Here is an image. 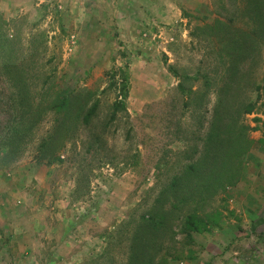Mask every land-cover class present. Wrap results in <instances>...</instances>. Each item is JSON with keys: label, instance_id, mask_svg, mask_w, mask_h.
<instances>
[{"label": "rangeland", "instance_id": "obj_1", "mask_svg": "<svg viewBox=\"0 0 264 264\" xmlns=\"http://www.w3.org/2000/svg\"><path fill=\"white\" fill-rule=\"evenodd\" d=\"M229 11V0H0V173L19 189L0 207V264H125L133 226L121 225L202 150L216 96L195 110L178 85L201 91L183 77L213 76L217 40L192 32ZM262 60L243 118L253 141L244 178L212 203L208 232L167 242L163 253L183 257L171 264H205L207 249L216 258L213 237L203 241L214 230L228 248L220 264H264V49ZM119 69L128 99L113 119ZM75 92L79 106L98 102L96 115L54 162L37 163L50 101ZM94 137L104 149L86 154Z\"/></svg>", "mask_w": 264, "mask_h": 264}, {"label": "trees", "instance_id": "obj_2", "mask_svg": "<svg viewBox=\"0 0 264 264\" xmlns=\"http://www.w3.org/2000/svg\"><path fill=\"white\" fill-rule=\"evenodd\" d=\"M232 11L210 24L196 27L192 34L207 40H217L209 55L215 54L213 76H185L184 80L201 82V91L187 90L180 82L181 93L193 96L191 106L200 110L211 91L213 104L209 129L199 155L193 154L178 175L158 193L149 210L137 220L121 225L133 226L129 255L125 264H171L182 255L164 252L165 245L181 235L192 240L194 235L208 232L215 222L212 203L236 187L244 178V158L250 153L253 141L251 130L243 118L254 110L249 92H257L256 69L262 63L264 49V0H229ZM237 6V8H234ZM234 8V9H233ZM120 94L112 106V118L126 110L129 74L119 69ZM110 86L114 87V83ZM80 93L57 94L49 103L53 124L39 145L36 162H54L66 144L73 142L81 128H88L96 115L98 102L89 108L79 106ZM78 106V107H77ZM15 133L13 136H17ZM103 141L91 139L86 154L102 150ZM104 149V148H103ZM196 156V157H195ZM131 235V234H130ZM175 242V241H174Z\"/></svg>", "mask_w": 264, "mask_h": 264}, {"label": "crops", "instance_id": "obj_3", "mask_svg": "<svg viewBox=\"0 0 264 264\" xmlns=\"http://www.w3.org/2000/svg\"><path fill=\"white\" fill-rule=\"evenodd\" d=\"M261 116L264 118V115L261 114ZM18 191H19V189H17L15 187L13 177H11L10 175H5V174L2 175L0 173V207L3 206L2 201H3V199H5V197L11 198V196H14V193H11V192H18ZM2 193H4V195H2ZM222 225L223 224L221 223L220 226H222ZM219 228L224 231V228H221V227H219ZM216 233L217 232H215V230H214V232H212L210 234H207L208 236L203 239L204 245H205L206 240L209 241L210 238L213 237V240H214V242L216 244L215 243H211V245H209L211 247H209V248H212L213 245H217V247H218V252H217L216 256H214L216 258H213L212 257L213 255H210L213 251L210 250V249H207L208 252H206V255L208 256V259H207L205 264H220L222 262L221 261L222 260L221 257H222V255H224V253H226L225 256L223 257L224 259H226L227 256H229L227 254V251H226V250H228L227 245L224 244V239H223L224 237H222V238L220 237V236H222L220 232H219V234H216ZM213 234H216V235H213ZM223 246H226V247L222 248ZM202 250H204V248H202ZM234 255H237V254L234 253ZM250 255H251V253H250ZM210 256L212 257V261L215 262V263H211V261L209 260ZM248 261H252V260L249 259ZM233 263L234 264H236V263L237 264H243V260H239V259L235 258Z\"/></svg>", "mask_w": 264, "mask_h": 264}]
</instances>
